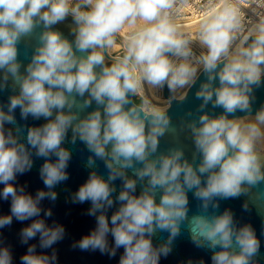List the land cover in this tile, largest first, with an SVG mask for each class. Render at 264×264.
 Returning <instances> with one entry per match:
<instances>
[{"label": "clouds", "instance_id": "obj_1", "mask_svg": "<svg viewBox=\"0 0 264 264\" xmlns=\"http://www.w3.org/2000/svg\"><path fill=\"white\" fill-rule=\"evenodd\" d=\"M178 2L0 0V93L9 92L0 101V201L9 203L0 230L14 221L24 225L17 233L26 246L20 264H60L55 245L65 239L66 229L55 220L48 223L53 210L43 202L54 205L55 189L69 180L72 150L65 143L77 141L90 153L84 164L90 171L66 202L89 203L86 215L95 226L73 241L72 249L110 259L122 249L117 264H160L186 231L195 248L210 253V264H259L262 241L255 228L240 224L230 208L221 212L220 202L252 200L253 189L264 184L259 147L264 105L253 107L256 91L264 87V16L243 35L245 14L238 3L210 4L198 34L204 51L196 55L173 22ZM252 2L264 7V0ZM69 18L71 39L56 27ZM125 25L133 30L124 54L106 64ZM37 28V43L24 64L19 45L27 49ZM197 83L200 114L181 127L191 134V159L183 147L160 152V138L175 132L169 113L147 98L140 105L132 98L148 85L166 87L174 100L178 90ZM209 105L212 111L206 110ZM29 119L45 122L30 126ZM36 159L43 160L38 168L43 188L32 194L18 178L32 171ZM98 160L106 177L97 170ZM189 193L198 202L191 216ZM255 200L264 201V192ZM242 209L251 211L248 201ZM257 212L264 236L259 205ZM158 233L167 236L154 243ZM0 264H13L12 246L2 238Z\"/></svg>", "mask_w": 264, "mask_h": 264}, {"label": "water", "instance_id": "obj_2", "mask_svg": "<svg viewBox=\"0 0 264 264\" xmlns=\"http://www.w3.org/2000/svg\"><path fill=\"white\" fill-rule=\"evenodd\" d=\"M71 24V18H69L65 23L60 24L66 28L68 31L69 25ZM58 30L62 31L65 36L69 39L72 37L70 34L61 30L58 26H56ZM41 29L37 28L36 32L33 33L30 38V43L25 48V44L22 42L19 45L20 49V59L27 64L28 59L30 58L33 47L37 43L36 36ZM193 49V48H192ZM108 56V54L106 55ZM114 61V60H113ZM112 62H108L106 64H111ZM23 71V69H21ZM2 76V74H0ZM203 79V76L201 77ZM196 87H198V83L191 90H187L186 94L181 97H175L173 100L171 98V94L168 92L167 88L163 89V94L165 97L170 98L169 106L164 109L167 111L171 117V125L175 128V132L171 131V129L165 133L163 137L160 138L159 151L166 152L171 147H183L185 150L186 156L191 159L192 153L194 151V145L191 138L190 131L188 129H184L181 131V127L188 120L198 117L200 114L196 111L198 105L201 103L200 100L195 98ZM9 92L0 93V101H6ZM256 101L254 104V110L259 108L261 105H264V87L258 89L256 91ZM134 104L139 105L135 102L134 97L132 98ZM95 107V104H93ZM91 110V109H88ZM191 110L193 115L188 116V111ZM207 111H212L211 105L208 106ZM222 109H215V113L220 114ZM84 113H81L83 115ZM237 116H243L244 113H236ZM17 120L20 123H24V121L19 120V111L16 112ZM45 121H33L29 119L27 123L32 125H39L44 123ZM8 127V126H6ZM71 136V132H69V139ZM65 147H68L72 150V160L69 163V167L67 168V172L69 173V180L65 183L59 185L55 190L58 193V199L54 205L51 202L45 200L43 202V206L45 208L52 207L53 217L51 220H48V223L51 224L53 220L62 224L66 229V237L59 244L55 245L58 249V256L60 264H117V260L119 259V255L123 251L122 249L117 252L115 258H109L107 255H101L97 252H82L79 249H72L71 244L75 240H79L83 235H86L90 232L92 228L95 226V219L86 215L87 209L90 207L89 203L85 204H73L67 198L70 196V193L78 190L79 186L84 183L89 175V169L84 167L87 156L90 154L84 147L82 143L77 141L76 145H72L70 142L65 143ZM43 163L42 159H36L34 167L31 172L20 176L18 181L20 184L27 183V190L32 194H35V191L39 188H43L42 181L38 175V168ZM97 170L102 175H107L104 164L101 161H97ZM131 174V173H129ZM117 191H119L120 181H116ZM2 187V186H0ZM140 188L138 186L137 192H139ZM264 192V184H261L258 188L253 189L252 192V200H249L248 197H240L239 199L233 200H225L220 202V211L222 212L226 208H230L234 214L235 219L239 221L240 224L249 223L251 224L256 232L257 236L262 241L261 247V257L259 264H264V236H261V226H262V217L257 212V205L260 206L261 210L264 211V201H256L255 197L259 193ZM190 200V212L191 216L193 213L197 211V201L192 198V194L189 193ZM158 198V197H157ZM248 201L249 207L251 208L250 212H244L242 209L243 202ZM114 210V209H113ZM111 211H109V215H111ZM9 212V203L0 201V215L8 214ZM29 223V222H25ZM24 225L13 222L12 227L5 228L0 230L2 232V238L6 244H10L12 246L13 252V264H20V256L26 251V246L20 245L19 238L17 233L19 229ZM167 233H158L154 238V243H159L162 238L166 237ZM111 242V236L109 237ZM30 243H36V241H31ZM50 251V250H49ZM193 261L194 264H210V253L201 249L195 248L188 239V234L186 231L182 232V235L176 240L173 252L166 259L162 258L160 264H187L188 261Z\"/></svg>", "mask_w": 264, "mask_h": 264}, {"label": "built area", "instance_id": "obj_3", "mask_svg": "<svg viewBox=\"0 0 264 264\" xmlns=\"http://www.w3.org/2000/svg\"><path fill=\"white\" fill-rule=\"evenodd\" d=\"M223 2L224 0H182V2H178L172 10L173 22L179 26L184 37L192 41L190 46L193 48L196 55H200L204 51V49L199 46L198 40L193 37L199 34L200 24L204 18L205 12L209 10L210 4L221 5ZM232 2L238 3L245 14L246 28L243 35H247L248 30L258 22L260 17L264 16V7H260L259 2L253 3L252 0H232ZM237 43L239 44V41ZM187 90L188 89L178 90L175 96L181 98L186 94ZM137 97L141 102L143 99L147 98L153 106H164V109L169 106L168 99L164 97L163 89H156L144 85L141 95Z\"/></svg>", "mask_w": 264, "mask_h": 264}, {"label": "bare ground", "instance_id": "obj_4", "mask_svg": "<svg viewBox=\"0 0 264 264\" xmlns=\"http://www.w3.org/2000/svg\"><path fill=\"white\" fill-rule=\"evenodd\" d=\"M144 25V22L143 21H138V26H143ZM133 30V28H131V27H129L128 25H125V27L121 30V33L123 34V36L125 37V39H126V36L128 35V33L129 32H131ZM248 35V34H247ZM193 38H195V39H197L198 40V36L197 35H194V37ZM125 39H124V41H125ZM123 47V44L122 43H120V42H118V41H116V47H114L113 49H111L110 50V52L108 53V56H106V60H116L118 57H120V56H118V55H115V52L117 51V50H119V49H121ZM165 97V96H164ZM176 97V96H175ZM167 98V97H166ZM168 99V101L170 102V98H167ZM155 107H158V108H160L161 110L162 109H164V106H160V105H156ZM243 122H249L248 121V119L246 118V119H244L243 120ZM260 146L262 147V148H264V142H262L261 144H260Z\"/></svg>", "mask_w": 264, "mask_h": 264}, {"label": "rangeland", "instance_id": "obj_5", "mask_svg": "<svg viewBox=\"0 0 264 264\" xmlns=\"http://www.w3.org/2000/svg\"><path fill=\"white\" fill-rule=\"evenodd\" d=\"M74 2H76V0H74ZM124 39H125V37H124L123 34L120 32V33L118 34V36L116 37V41L122 43V44H123V47H122L121 49L117 50V51L115 52V55L122 56V55L124 54V43H123ZM124 42H125V41H124ZM108 62H114V61H113V60H106V59H105V63H108ZM134 100H135V102H136L137 104H139V105L142 103L141 100H140L137 96L134 97ZM259 147H260V151H261L262 153H264V148H262L261 146H259Z\"/></svg>", "mask_w": 264, "mask_h": 264}, {"label": "flooded vegetation", "instance_id": "obj_6", "mask_svg": "<svg viewBox=\"0 0 264 264\" xmlns=\"http://www.w3.org/2000/svg\"><path fill=\"white\" fill-rule=\"evenodd\" d=\"M61 30H63L64 32L70 34V31H68L66 28L62 27V26H59L57 25Z\"/></svg>", "mask_w": 264, "mask_h": 264}]
</instances>
